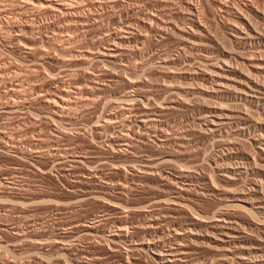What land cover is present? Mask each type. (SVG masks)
Instances as JSON below:
<instances>
[{
	"label": "rangeland",
	"instance_id": "1",
	"mask_svg": "<svg viewBox=\"0 0 264 264\" xmlns=\"http://www.w3.org/2000/svg\"><path fill=\"white\" fill-rule=\"evenodd\" d=\"M147 1L151 3L150 0H145V2L142 0L143 3L141 2V8H139L145 10L147 7L144 3ZM172 1H177L175 4L179 5L180 1ZM152 2L155 1L152 0ZM166 2L175 7L172 8L170 5L172 11H178L179 7L181 9L184 8L181 3V6H176L168 0ZM207 2V0H203L202 5L206 12H210L212 15L209 17L208 22L210 31L213 32L212 34L217 32L216 35L221 36L224 34V30L221 27V22H219V16L216 15L219 12L212 7L210 8ZM16 6L17 3L15 5L14 2L12 3L8 0L0 1V9L7 8L8 10L5 13H3L4 11L1 12L0 26L4 27L2 23L6 24V20L11 24L13 22L16 24L15 21H18L17 24L21 21L27 24L30 20L31 22L29 23L33 22L37 26L41 25L42 29H36L33 33L28 32V35L25 33L27 35H25V43L27 45L23 43L22 46V44L19 45L15 41V43H12L13 40H11L12 33L17 34L18 32L5 31L0 27V264H165L158 255H166L168 251L175 248L178 241L183 245L186 243L189 248L199 253H195L194 256L196 259L198 258L197 260L206 258L208 259L207 264H222L221 257L225 253L226 246L211 243V238H218L223 232L222 229L210 227L215 218L214 216L219 213H226L225 215L229 221L233 223L235 221L236 224H233V226L237 228L236 230L242 227L240 229L244 231L241 230L243 235H247V237L249 235L246 241L254 242L258 237L263 239L264 210L257 209V204L253 206L247 202L240 201L239 196L244 195L246 198L250 196L249 199L254 202L252 198L256 199L258 197L252 196L251 188L257 184L260 189L259 196L264 198V172H261L256 165L261 164V169L264 167V160L258 154L260 148L264 147V123L261 124V121L264 122V109L258 106L254 100L236 98L234 95L237 82L230 78H223L225 83L229 84L227 89L223 91L216 90L218 78L204 67L201 57L202 55L203 57L207 55L209 56L208 61H210L208 64L221 65L224 59L223 52L222 54L220 53L223 51L222 48L192 50L186 47L184 49L177 42V36L174 34L176 36L175 39L171 31L172 35L169 32V35H167V32L161 33L162 36H166L164 39L157 32H146V37L144 36L146 34L145 31L135 30L131 34V43L129 42L127 43L128 45L122 46L123 48L119 45L114 48L117 53L120 52L122 54L123 52L119 57L120 59H109V61H103L104 63L85 61L78 55L90 51L89 48H93V52H96L98 46L99 50H104L105 46L102 43L100 44V38H106L108 33H104V31L101 33V31L96 29L94 31H85V36L82 33L83 31L79 29H76L77 31L75 30V32L74 29L61 28V30L53 25L51 27V21L53 20L52 22L55 25H62L66 21L65 23L69 25L71 22L69 20L73 21V19H76L72 17H64L66 20L62 17L56 19L49 16L37 17L19 5ZM120 8L123 9V7ZM120 8L117 9L118 12L121 10ZM181 11L185 12V8L184 11ZM216 16L218 17L216 18ZM30 17H36V20H33L34 18L30 19ZM61 20L63 23L59 24ZM107 21L109 20L106 19L105 22L107 23ZM22 22L20 24L24 25ZM65 23L61 27L66 26L67 24ZM63 31L65 32L63 33ZM139 31L140 33L142 32V36ZM60 32L62 37H60ZM135 32L136 35H134ZM139 34L140 37L138 36ZM10 35L11 38L8 40L7 37ZM69 35L71 38H69ZM131 35L125 34L127 37ZM46 37L49 38L47 39ZM50 37L53 40L56 37L55 43L52 42ZM62 39H64L63 43ZM29 45L33 47L32 53L34 55L30 53L32 47ZM17 46H22L23 48ZM27 48H29L28 51L26 50ZM244 48L240 47L238 50L240 49L239 51L243 53L246 50L249 53L253 51V49L245 48V50ZM24 49L25 51H23ZM39 50L42 52H39ZM81 50L83 51L82 53ZM188 50H192L191 53L193 52V54L191 56ZM37 51L41 56L37 54ZM65 52L68 54H64ZM180 53H183L181 54L182 56ZM49 54L53 57L49 58ZM197 54L200 57L195 58ZM187 56H190L192 60ZM219 57L221 61H219ZM161 58L162 60H160ZM168 59L169 61H167ZM174 63L176 64L174 65ZM163 71H166L167 74ZM109 72L112 73L109 74ZM174 72L176 73L172 74ZM173 75H177L176 78ZM93 77L94 81H92ZM157 77L158 79H156ZM115 78L116 80L114 81ZM166 78L168 79L166 80ZM204 78L209 80L205 82ZM97 79L100 84L96 82ZM129 79L134 83H131ZM132 79L136 80L133 81ZM173 80L175 81L173 82ZM199 80H202V83ZM167 81L170 83L172 81L173 84L177 83V86L172 83L170 85ZM135 82H138L137 85ZM192 82L196 85L197 90L196 88L194 90L195 85ZM203 82L204 85H202ZM198 83L201 85H197ZM165 84H169L167 85L168 87ZM178 84L182 85V87L178 86ZM65 85L73 92L68 90L67 93ZM79 85L83 87L80 88ZM189 85L193 86V89L188 88L187 86ZM60 86L61 88H59ZM90 86L94 89L92 90ZM169 86L183 88L181 95L186 93V96H181V98L184 97L187 100H181L180 96L178 97L179 94ZM101 89L104 90L101 91ZM94 90H97L96 93ZM173 91L172 95L171 92ZM76 92H78L79 96ZM61 93L63 94L61 95ZM81 93H83L82 96L84 97L81 96ZM87 95L89 97L86 99ZM93 95L97 97H93ZM62 97H66V100H68V97L71 100L64 101L63 105ZM90 97L93 99L91 100ZM51 98L56 104V101H58V106L61 105L63 107H59L60 110H63V114L58 109V106H56V111H51L48 106V100H51ZM121 99H123V102L126 100L131 105L127 102L120 104L122 102ZM164 99H166L164 102L173 99L174 102L178 101L175 109L165 111L161 116L159 114L153 115L155 122H146L147 126H142V128L140 126L139 129V121L142 119L139 107H141L140 109H147L151 106L152 109L149 107L147 110H153V108L156 109L163 105L161 102ZM72 100L73 102L71 103ZM67 102L71 104L69 103L68 105ZM185 102L189 104H185ZM138 103L139 105H136ZM119 104L125 105L124 107L122 106L123 109L122 107L117 109L120 106ZM236 105L238 108L240 107L237 111L241 110L243 114L245 113L244 115L248 120V122L247 120L244 121L242 128H240L242 121L235 119L233 121L236 122L232 121L233 124L230 123L229 126H227L228 124L223 126L220 128L222 130L218 128L216 129L217 131L211 132L208 129L207 123H204L207 119L205 115L216 114L225 116L231 110L235 111L237 109ZM133 106H135L134 109ZM146 106L147 108H145ZM233 106L236 108L234 109ZM126 108H129V110L127 111ZM130 108H132V111ZM243 108L245 111H243ZM247 109L252 110L250 111L251 113H247ZM102 115H105V118ZM156 118L159 119L156 120ZM106 121L107 123L110 121V123L106 124ZM245 122L247 123L245 124ZM119 135L121 139L118 140ZM124 137H128L127 144L120 145L117 141L122 140ZM182 137L185 139L184 141ZM180 143H182L183 148L181 145L178 146ZM259 146L261 147L259 148ZM182 150L184 152L181 154ZM162 153L165 156L172 157L171 162H168V164L165 162L167 165L160 161L165 157ZM167 153L169 155H166ZM173 153L176 154L173 155ZM149 163L151 173L154 170L153 174L149 173L150 171H147V173L145 170L147 168L145 165H149ZM199 163L200 165H197ZM222 164L224 168L221 166ZM219 165L222 169H220ZM111 168L112 170H109ZM179 168L180 170L183 169V172L179 171L186 175L185 178L191 175L188 178L189 180L186 178L188 183L183 182L181 176H179L177 181L173 180L175 177L173 175H176L175 172ZM141 170L143 171L141 172L142 174H140ZM222 170H225V173ZM223 173L228 175V179L223 178ZM199 174L206 176L203 178L208 179L209 182L207 198L205 197L206 199H202V201L198 199L196 194L204 187L206 188L207 183ZM153 175L154 178H152ZM149 176L152 177L149 178ZM203 183L206 184L203 185ZM173 184L176 186L174 190L171 189ZM184 184H191L188 188L190 191H183L184 186L186 187ZM118 186H120L119 188L123 187L122 189L125 188L122 190L123 192L121 191L122 193L118 191ZM214 187L215 190H213ZM216 187L218 190H216ZM219 190L224 191L219 193ZM175 207L180 208L175 209ZM142 210L143 212H141ZM150 218H154L151 223L155 225L149 224ZM191 218L203 219L204 222L201 226L195 227L190 225ZM132 222L133 226L131 225ZM122 223L124 227H122ZM237 223L240 226L238 225L237 227ZM144 225L146 227H143ZM137 226L140 228H137ZM118 227H122V230L125 229L123 231L126 234L124 239L116 236L119 231ZM134 228L137 230H134ZM176 232L178 235H176ZM193 236L196 238H193ZM113 239L117 241L116 244L112 242ZM204 243H207V247L203 245ZM216 245L223 249L225 247L224 251L222 252ZM230 245L233 244L231 243ZM137 247L142 249L139 248L137 250ZM114 254L116 255L114 256ZM263 257L261 256L259 259L264 260ZM235 260L233 256H230L228 262L237 264Z\"/></svg>",
	"mask_w": 264,
	"mask_h": 264
},
{
	"label": "bare ground",
	"instance_id": "2",
	"mask_svg": "<svg viewBox=\"0 0 264 264\" xmlns=\"http://www.w3.org/2000/svg\"><path fill=\"white\" fill-rule=\"evenodd\" d=\"M1 1V0H0ZM3 1H5V0H3ZM8 1H10V2H14V4L16 5V3H17V6L19 5L21 8H23L24 10H27V12H30V13H33V15L34 16H49V17H52V18H59V17H62L63 19H64V17H72V18H75L76 20H74L73 19V21L72 20H69V21H71V22H73V23H69V25L67 24V23H65L66 21H64V20H66V19H64L63 21H64V23L65 24H67L66 26H64V27H61V26H63V22H62V20H61V23H59V24H62V25H55V24H53L54 22H52L51 21V27H52V25L56 28H59V29H61V28H67L68 30L69 29H74V32H75V30L76 29H79V30H82L83 32L82 33H84L85 31L87 32V31H94V30H99V31H101V33H103L102 31H104V33L106 32V33H108L107 35H108V37H107V35H106V38L104 37V39L101 37L100 39H101V42H100V44L102 43V45L103 46H105V48H104V50H99V46H98V48L97 47H95V48H97V50H96V52L94 51L93 52V48L91 49V48H89L90 49V51H87V50H89V49H87L86 51L87 52H85V53H83V54H81V55H78L79 57L81 56V59H83V60H85V61H95V63H97V62H105L106 60H108L109 61V59H114V60H116V59H118L122 54H123V52H122V54H120V52L119 53H117L115 50H114V48H116V47H118V45L120 46V47H124V45H126L127 43H129L130 41H132V33L135 31V30H143V31H145V33L146 32H157V33H160V35H161V37L163 38L164 36H162V34L161 33H163L164 34V32H169L170 33V31L171 32H173V36H177V42L180 44V45H182L183 46V48L185 49L186 47L188 48V49H199V50H206V49H210V48H215V47H220V49L222 48L223 49V51H221L220 53L222 54V52H223V62H222V64L220 65H215V63L214 64H208V62H210V61H208L209 59H208V57L209 56H204L203 57V55H202V57H201V60L203 61V65H204V67L208 70V71H210L211 73H213V74H215V76L218 78V81H217V91H223V90H225V89H227L228 87H229V84H227V83H225V81L223 80V78H226V79H228V78H230V79H232V80H235L236 82H237V88H236V91H235V95L234 96H236V98L237 97H239V98H241V99H243V98H245V99H249V100H254L256 103H257V105L258 106H260L261 108H263L264 109V0H207L208 2V6H210V8L212 7V8H214L215 10H217V12H219V14H216V15H218L219 16V22H221L220 24H222V28H223V30H224V34L223 35H221V36H217L216 34H217V32H216V34L214 33V34H212L213 32H211L210 31V27H209V17L210 16H212L211 14H210V12L208 13V12H206V10H205V8L203 7V5H202V1L201 0H198V1H194V0H178V2H179V5H180V3H181V5H182V7L184 6V8H185V12H182L181 10H183L184 11V8L183 9H181L180 7V12H179V8H178V11H172V8H175L174 6H172L171 4V7H170V5L168 4V2H166L165 0V2L163 1V0H154L155 2H152V0H150L151 1V3L150 2H146V3H144V5H146V9L145 10H143V8L142 9H140L141 7H140V5H141V2H142V0H8ZM168 1H170L171 3H177V1L176 0H174V1H176V2H173L172 0H168ZM16 2V3H15ZM144 2H145V0H144ZM205 2V1H204ZM143 3V2H142ZM206 3V2H205ZM3 5V4H2ZM10 5H11V3H10ZM176 5V4H175ZM179 5H176V6H179ZM180 5V6H181ZM5 6V5H4ZM16 6V7H17ZM143 6V5H142ZM9 7V6H8ZM13 7V6H12ZM120 7H123V9H121ZM140 7V8H139ZM144 7V6H143ZM14 8V7H13ZM118 8H120L121 10H119V12H118ZM170 8H171V10H170ZM177 9V8H176ZM10 10H12L11 8H10ZM2 11H4L3 13H5L6 11H8L7 10V8H5V9H0V14H2L1 12ZM18 11V10H17ZM214 11V10H213ZM11 12V11H10ZM215 12V11H214ZM6 15V14H5ZM215 15V14H214ZM218 16H216V18L218 17ZM11 17V16H10ZM14 17V16H13ZM12 18V17H11ZM19 18V17H18ZM17 18V19H18ZM23 18V17H22ZM34 18V19H33ZM33 18H31L30 17V19H33V20H36L35 18L36 17H33ZM1 19V18H0ZM54 19V20H55ZM106 19H108L109 21H107V23L105 22V20ZM13 20V19H12ZM16 20V19H15ZM14 20V21H15ZM22 20V19H21ZM32 20V21H33ZM43 20V19H42ZM27 21H28V19H27ZM56 21H58V20H56ZM69 21H67V22H69ZM212 21V20H211ZM8 21L6 20V24L5 23H2V24H4V27H2V25L0 26V27H2V29H4L5 31L6 30H12V31H16V32H18L17 34H13L12 33V38H11V35L10 36H8L7 37V39L9 40V38H11V40H13L12 41V43L15 41L16 43H19V45L20 44H22V46H23V43L25 44V45H27V43H25L26 42V36L29 34V33H33V32H35L34 30H36V29H42L41 28V25H39V26H37V24H35V23H29V22H31L30 20H29V22L27 23V24H24L22 21V23L24 24V25H22V24H17V22L15 21V23L16 24H14V22L11 24V23H7ZM36 23H37V21H35ZM43 22V21H42ZM60 22V21H59ZM40 23V22H39ZM44 23V22H43ZM48 23V24H49ZM56 23V22H55ZM214 23V22H213ZM47 24V25H48ZM43 25V24H42ZM45 26V25H44ZM47 27V26H46ZM45 28V27H44ZM50 28V27H49ZM1 29V28H0ZM51 29V28H50ZM54 29V28H53ZM58 29V30H59ZM212 29V28H211ZM62 30V29H61ZM61 30H59V31H61ZM11 31V32H12ZM77 31V30H76ZM142 31V32H143ZM10 32V33H11ZM29 32V33H28ZM65 31H63V33H64ZM74 32H73V34H74ZM85 32V33H86ZM141 32V33H142ZM8 33V32H7ZM25 33H27V35L25 34ZM39 33V32H38ZM61 33V32H60ZM80 33V32H79ZM85 33H84V35H85ZM95 33H97V32H95ZM139 33H140V31H139ZM140 33V34H141ZM144 33V34H145ZM169 33L167 34V35H169ZM1 34H2V32H1ZM42 34V33H41ZM59 34V33H58ZM92 34V33H91ZM125 34H127V35H131L130 37L128 36H125ZM140 34L138 35L139 37H140ZM175 34V35H174ZM219 34V33H218ZM7 35V34H6ZM9 35V34H8ZM26 35V36H25ZM30 35H33V34H30ZM29 35V36H30ZM56 35V34H55ZM60 35V34H59ZM72 37H73V35L72 34H70ZM69 35V36H70ZM134 35H136V32H135V34ZM155 35V34H154ZM170 35H172V33H170ZM45 36H48V35H45ZM57 36V35H56ZM64 36V35H63ZM71 36L69 37V38H71ZM86 36V35H85ZM104 36V35H103ZM141 36H142V34H141ZM144 36H146L147 37V33L144 35ZM149 36V35H148ZM176 36H175V39H176ZM36 37V36H35ZM60 37H62V33H61V35H60ZM95 37V36H94ZM145 37V38H146ZM166 37V36H165ZM165 37H164V39H165ZM170 37H172V36H170ZM5 38H6V36H5ZM27 38H29V37H27ZM47 38V37H46ZM49 38V37H48ZM47 38V39H48ZM51 39H52V42L53 43H55V41H56V37L54 38V40H53V38L52 37H50ZM59 38V37H58ZM74 38H75V36H74ZM144 38V39H145ZM156 38V37H155ZM33 39V38H32ZM31 39V40H32ZM41 39V38H40ZM61 39V38H60ZM100 39H98L99 41H100ZM139 39V38H138ZM160 40H161V38H159ZM7 40V41H8ZM57 40H59V39H57ZM63 40L64 39H62V43H63ZM67 40H68V37H67ZM70 41H71V39H69ZM134 40V39H133ZM142 40V39H141ZM159 40V41H160ZM4 41H5V39H4ZM33 41V40H32ZM32 41H31V43H32ZM35 41V40H34ZM46 41V40H45ZM48 41V40H47ZM61 41V40H60ZM137 41V40H136ZM14 42V43H15ZM36 42V41H35ZM40 42V41H39ZM48 42H50V41H48ZM98 42V41H97ZM143 42V41H142ZM11 43V42H10ZM29 43V42H28ZM34 43V42H33ZM45 43V42H44ZM52 43V44H53ZM67 43V42H66ZM131 43V42H130ZM138 43H139V40H138ZM144 43V42H143ZM176 43V42H175ZM30 44V43H29ZM50 44V43H49ZM24 45V46H25ZM32 45V44H31ZM31 45H29L30 47H32ZM35 45V44H34ZM37 45V44H36ZM64 45V44H63ZM95 45H96V42H95ZM128 45V44H127ZM130 45V44H129ZM132 45V44H131ZM136 45V44H135ZM22 46H17V47H22ZM28 46V47H29ZM61 46V45H60ZM134 46V45H133ZM36 47V46H35ZM86 47H88V46H86ZM122 47V48H123ZM127 47V46H126ZM125 47V48H126ZM177 47V46H176ZM179 47V46H178ZM242 48V47H245V48H250L251 50L253 49V51L251 52V53H249V52H247V50H246V52L245 53H243V52H240L239 50H238V48ZM23 48V47H22ZM46 48V47H45ZM48 48H49V46H48ZM67 48V47H66ZM65 48V49H66ZM103 48V47H102ZM181 48V47H180ZM28 49L29 48H27L26 50L28 51ZM31 49V48H30ZM44 49V48H43ZM178 49V48H177ZM184 49H182V50H184ZM215 49H217V48H215ZM32 50H33V47H32V49H31V52L30 53H32ZM59 50V49H58ZM70 50V49H69ZM95 50V49H94ZM122 50V49H121ZM139 50H140V48H139ZM179 50V49H178ZM181 50V49H180ZM187 50V49H186ZM185 50V51H186ZM191 50V51H192ZM212 50H214V49H212ZM21 51V50H20ZM23 51H25V49L23 50ZM36 51V50H35ZM34 51V52H35ZM60 51V50H59ZM64 51H66V50H64ZM74 51V50H73ZM135 51H137V50H135ZM190 50H188V52H189ZM191 51H190V54L189 53H187V54H189L190 56H191V54H193V52L191 53ZM39 52H42V51H40L39 50ZM62 52H63V50H62ZM61 52V53H62ZM67 52V51H66ZM66 52L64 53V54H66ZM83 51L81 50V53H82ZM23 53V52H22ZM70 53V52H69ZM72 53V52H71ZM197 53H199V52H197ZM219 53V54H220ZM24 54V53H23ZM33 54V53H32ZM35 54H36V52H35ZM37 54H39L38 53V51H37ZM42 54V53H41ZM44 54H45V51H44ZM47 54V53H46ZM68 54V53H67ZM66 54V55H67ZM181 54H183V53H180V55ZM25 55H27V54H25ZM34 55V54H33ZM63 55V54H62ZM70 55V54H69ZM68 55V56H69ZM72 55V54H71ZM200 55H201V53H200ZM39 56H41L40 54H39ZM44 56V55H43ZM42 56V57H43ZM60 56H61V54H60ZM76 56H77V54H76ZM75 56V57H76ZM77 56V57H78ZM129 56V55H128ZM139 56V55H138ZM176 56H178V55H176ZM182 56V55H181ZM185 56H186V54H185ZM190 56H187V57H190ZM211 56H212V54H211ZM218 56V55H217ZM28 57H31V56H28ZM46 57V56H45ZM50 57H53V56H50V54H49V58ZM59 57V56H58ZM67 57V56H66ZM72 57V56H71ZM74 57V56H73ZM78 57V58H79ZM184 57V56H183ZM197 57H200V56H198V54H197V56L195 57V58H197ZM25 58V57H24ZM32 58H34V57H32ZM55 58V57H54ZM61 58V57H60ZM60 58H59V60H60ZM167 58V57H166ZM192 58H194V57H192ZM194 58V59H195ZM212 58V57H211ZM217 58V57H216ZM220 58V57H219ZM63 59V58H62ZM120 59V58H119ZM174 59V58H173ZM178 59V58H177ZM190 59H191V57H190ZM28 60V59H27ZM40 60V59H39ZM43 60V59H42ZM64 60H65V58H64ZM63 60V61H64ZM67 60V59H66ZM160 60H162V58L160 59ZM165 60V59H164ZM174 60H176V59H174ZM192 60V59H191ZM200 60V59H199ZM214 60V59H213ZM219 60V59H218ZM68 61V60H67ZM74 61V60H73ZM111 61V60H110ZM123 61V60H122ZM167 61H169V59L167 60ZM166 61V62H167ZM170 61H171V59H170ZM219 61H221V58H220V60ZM219 61H217V62H219ZM57 62H58V60H57ZM103 62V63H104ZM159 62H161V61H159ZM164 62V61H163ZM165 62V63H166ZM69 63H71V62H69ZM110 63V62H109ZM112 63V62H111ZM162 63V62H161ZM197 63V62H196ZM42 64H44V63H42ZM52 64V63H51ZM56 64V63H55ZM76 64V63H75ZM78 64V63H77ZM80 64V63H79ZM81 64H83V63H81ZM94 64V63H93ZM126 64V63H125ZM136 64V63H135ZM143 64V63H142ZM163 64V63H162ZM161 64V65H162ZM176 63H174V65H175ZM202 64V63H201ZM218 64V63H217ZM34 65H35V63H34ZM39 65V64H38ZM71 65V64H70ZM109 65V64H108ZM138 65V64H137ZM160 65V66H161ZM63 66V65H62ZM107 66V65H106ZM99 67V66H98ZM162 67V66H161ZM167 67V66H166ZM165 67V68H166ZM168 67H169V65H168ZM89 68V67H88ZM102 68V67H101ZM112 68V67H111ZM123 68V67H122ZM158 68H160V67H158ZM85 69V68H84ZM117 69V68H116ZM160 69H162V68H160ZM167 69V68H166ZM100 70V69H99ZM106 70H107V68H106ZM155 70H158V69H155ZM163 70H164V67H163ZM168 70H169V68H168ZM167 70V71H168ZM85 71V70H84ZM104 71H105V69H104ZM115 71H117V70H115ZM137 71V70H136ZM91 72V71H90ZM99 72V71H98ZM107 72V71H106ZM122 72V71H121ZM156 72V71H155ZM164 72V71H163ZM162 72V73H163ZM93 73H95V72H93ZM108 73V72H107ZM110 73H112V72H109V74ZM118 73H120V72H118ZM164 73H166V71L164 72ZM170 73V72H169ZM168 73V74H169ZM176 72H174V73H172V74H175ZM99 74V73H98ZM101 74V73H100ZM104 74V73H103ZM102 74V75H103ZM106 74V73H105ZM113 74H114V71H113ZM158 74V73H157ZM167 74V73H166ZM57 75V74H56ZM55 75V76H56ZM107 75V74H106ZM112 75V74H111ZM123 75V74H122ZM152 75H154V74H152ZM155 75H156V73H155ZM170 75V74H169ZM96 76V75H95ZM101 76V75H100ZM104 76V75H103ZM107 76H109V75H107ZM160 76V75H159ZM164 76V75H163ZM162 76V77H163ZM175 75H173V77H174ZM177 76V75H176ZM176 76L174 77V78H176ZM86 77V76H85ZM89 77V76H88ZM123 77V76H122ZM125 77V76H124ZM172 77V78H173ZM109 78V77H108ZM113 78V77H112ZM121 78V77H120ZM126 78V77H125ZM152 78V77H151ZM155 78V77H154ZM153 78V79H154ZM160 78V77H159ZM165 78V77H164ZM171 78V77H170ZM200 78V77H199ZM86 79V78H85ZM96 79V78H95ZM106 79H107V77H106ZM156 79H158V77L156 78ZM168 78H166V80H167ZM195 79V78H194ZM205 79V82L206 81H208L209 79H206V78H204ZM51 80H53V79H51ZM102 80V79H101ZM104 80V79H103ZM108 80V79H107ZM106 80V81H107ZM110 80H112V79H110ZM116 80V78L114 79V81ZM133 81L134 80H136V79H132ZM139 80V79H138ZM165 80V79H164ZM176 80V79H175ZM175 80H173V82L175 81ZM187 80V79H186ZM55 81V80H54ZM57 81V80H56ZM62 81V80H61ZM88 81H90V80H88ZM92 81H94V77H93V79H92ZM91 81V82H92ZM105 81V82H106ZM113 81V82H114ZM129 81H131V79H129ZM200 81V80H199ZM202 81V80H201ZM200 81V82H201ZM96 82H98V84H100L99 82V80L97 79V81ZM95 82V83H96ZM111 82V81H110ZM138 82H142V81H138ZM137 82V83H138ZM145 82V81H144ZM143 82V83H144ZM159 82V81H158ZM168 82V81H167ZM173 82L171 81V83L173 84ZM193 82H196V81H193ZM193 82H192V84H193ZM198 82V81H197ZM55 83V82H54ZM65 83V82H64ZM102 83V82H101ZM108 83V82H107ZM131 83H134V82H132L131 81ZM130 83V85H132ZM137 83L135 82V84L137 85ZM142 83V84H143ZM157 83V82H156ZM168 83H170V82H168ZM171 83H170V85H171ZM202 83V82H201ZM77 84V83H76ZM87 84V83H86ZM85 84V85H86ZM97 84V83H96ZM114 84V83H113ZM186 84V83H185ZM191 84V85H192ZM59 85V84H58ZM85 85H84V87H85ZM90 85V84H89ZM111 85V84H110ZM134 85V84H133ZM166 85V84H165ZM164 85V86H165ZM167 85H169V84H167ZM166 85V86H167ZM174 86L176 85L177 86V83L175 84H173ZM187 85V84H186ZM186 85H184V86H186ZM193 85H195V84H193ZM197 85H201V84H197ZM202 85H204V82H203V84ZM88 86V85H87ZM86 86V87H87ZM94 86V85H93ZM103 86H104V83H103ZM106 86V85H105ZM174 86L173 87H171V86H169V87H171V88H173L172 90H174L177 94H179L178 95V97L179 98H181V96H184V95H181V93L183 92V88L181 89L180 87H182V85L180 86L179 84H178V86H180V87H178V88H174ZM190 86V85H189ZM189 86H187L188 88H191V89H193L191 86L189 87ZM198 86V87H199ZM65 87L67 88V86L65 85ZM76 87H77V85H76ZM79 87H80V85H79ZM83 87V86H82ZM82 87H80V88H82ZM91 87V86H90ZM89 87V88H90ZM100 87V86H99ZM111 87V86H110ZM134 87V86H133ZM168 87V86H167ZM59 88H61V86L59 87ZM58 88V89H59ZM69 88V87H68ZM65 89V90H67V93H68V90L69 89ZM92 88V87H91ZM113 88V87H112ZM130 88V87H129ZM136 88V87H135ZM139 88H140V86H139ZM143 88H144V86H143ZM161 88V87H160ZM165 88V87H164ZM180 88V89H179ZM195 88H196V85H195V87H194V90H195ZM84 89V88H83ZM88 89V88H87ZM94 88H92V90H93ZM100 89V88H99ZM138 89V88H137ZM141 89V88H140ZM166 89H168V88H166ZM199 89V88H198ZM81 90V89H80ZM90 90V89H89ZM89 90H87V91H89ZM91 90V91H92ZM97 90H98V88H97ZM96 90V91H97ZM102 90H104V89H101V91ZM185 90V89H184ZM190 90V89H189ZM196 90H197V88H196ZM59 91H61L60 89H59ZM58 91V92H59ZM69 91H72V90H69ZM86 91V90H85ZM96 91L94 90V92L96 93ZM142 91V90H141ZM147 91V90H146ZM167 91V90H166ZM174 91L173 92H171V94L172 93H174ZM62 92V91H61ZM73 92V91H72ZM81 92H82V90H81ZM142 92H144V91H142ZM188 92V91H187ZM65 93V92H64ZM77 93V95H78V92H76ZM83 93H85V92H83ZM83 93H81V96H82V94ZM93 93V92H92ZM99 93V92H98ZM101 93V92H100ZM129 93V92H128ZM140 93V92H139ZM151 93V92H150ZM166 93V92H165ZM168 93H169V91H168ZM63 93H61V95H62ZM71 94V93H70ZM74 94V93H73ZM79 94H80V92H79ZM86 94V93H85ZM127 94V93H126ZM138 94V93H137ZM191 94V93H190ZM60 95V96H61ZM67 95V94H66ZM77 95H75V96H77ZM173 95V94H172ZM175 95V94H174ZM193 95H194V93H193ZM21 96V95H20ZM79 96V95H78ZM94 96H96V95H93V97ZM126 96V95H125ZM138 96V95H137ZM168 96V95H167ZM186 96V95H185ZM82 97H84V96H82ZM89 97V95H87L86 96V99ZM97 97V96H96ZM128 97V96H127ZM146 97V96H145ZM172 97V96H171ZM175 97V96H174ZM61 98V97H60ZM63 98V105H64V101H70L71 100V98L69 99L68 97H67V99L68 100H66L64 97H62ZM80 98V97H79ZM125 98V97H124ZM123 98V99H124ZM167 98H170V97H167ZM238 98V99H239ZM50 99V98H49ZM73 99V98H72ZM82 99V98H81ZM85 99V98H84ZM85 99V100H86ZM90 99H91V97H90ZM93 99V98H92ZM91 99V100H92ZM123 99H121L122 100V102H120V104L121 103H123L124 104V102H127L126 100H127V98H126V100H124V102H123ZM130 99V98H129ZM128 99V100H129ZM146 99V98H145ZM153 99V98H152ZM160 99V98H159ZM171 99V98H170ZM175 99V98H174ZM173 99V100H174ZM182 99H184V97L183 98H181V100ZM209 99V98H208ZM48 100V99H47ZM51 100H52V98H51ZM48 100V106L51 108V111L53 110V112L54 111H56V106H58L57 104H58V101H56L57 102V104L54 102V100ZM118 100V99H117ZM132 100V99H131ZM155 100V99H154ZM166 99H164L163 100V102H161V104L163 103V105H161L160 103H158L159 105H161V106H159V107H157L156 109H154L153 108V110H147L149 107L151 108V106H149L148 108H147V106L145 107V108H147V109H140L141 107H139V110H140V112H141V115L142 116H140V117H142V119H141V121H139L140 122V125H139V129H140V126H141V128H142V126H147L145 123L146 122H152V121H154L155 122V120L153 119V115H157V114H159L160 116H161V114L163 113V112H165V111H170V110H172V109H175V106L177 105L176 103H178V101H176V100H179V99H177L176 98V102H174L173 100H171V101H167V102H164ZM184 100H187L186 98L184 99ZM183 100V101H184ZM207 100V99H206ZM143 101V100H142ZM146 101V100H145ZM190 101H193V100H190ZM211 101V100H210ZM46 103H47V101H45ZM50 102H52V103H50ZM73 102V100L71 101V103ZM94 102V101H93ZM97 102V101H96ZM111 102V101H110ZM130 102H132V101H130ZM179 102H180V100H179ZM205 102V101H204ZM207 102V101H206ZM68 103V102H67ZM70 103V102H69ZM69 103H68V105H69ZM70 103V104H71ZM114 103H117V102H114ZM119 103V102H118ZM128 104H130L129 102H127ZM182 103V102H181ZM188 103V102H187ZM186 102H185V104H187ZM251 103H253V102H251ZM250 103V104H251ZM112 104V103H111ZM110 104V105H111ZM119 104V105H120ZM148 104V103H147ZM152 104V103H151ZM180 104V103H179ZM183 104V103H182ZM181 104V105H182ZM189 104V103H188ZM238 104V103H237ZM241 104V103H240ZM60 105V104H59ZM100 105H101V103H100ZM100 105H99V107H100ZM109 105V106H110ZM116 105V104H115ZM131 105V104H130ZM136 105H139V103L138 104H136ZM135 105V106H136ZM142 105V104H141ZM148 105H150V104H148ZM154 105V104H153ZM157 105V104H156ZM61 106V105H60ZM60 106H58V109H59V107ZM66 106V105H65ZM123 105H120L118 108L115 106V108H117V109H119L120 107H122ZM125 106V105H124ZM123 106V107H124ZM135 106H133V109H134V107ZM155 106V105H154ZM154 106H152V107H154ZM195 106V105H194ZM237 106V105H236ZM249 106V105H248ZM14 107V106H13ZM47 107V106H46ZM62 107V106H61ZM123 107H122V109H123ZM137 107V106H136ZM256 107V106H255ZM63 108V107H62ZM65 108V107H64ZM109 108V107H108ZM178 108V107H177ZM232 108V107H231ZM233 108H234V106H233ZM236 108V107H235ZM234 108V109H235ZM240 108V107H239ZM238 106H237V109L234 111H232L231 110V112L229 113V114H227V115H225V116H223V115H216V114H214V115H205V117L207 118L206 119V122H204V123H207V127H208V129L209 130H211V132H213V131H215L216 129H220V128H222L223 126H225V125H227V126H229V124L230 123H232V121L233 120H235V119H238L240 122L242 121V123H241V127L240 128H242L243 127V124H244V121H246L247 119H246V117H245V113L243 114L242 113V111L240 110V111H237L238 109ZM242 108V107H241ZM67 109H68V106H67ZM125 109V108H124ZM131 109V111H132V108H130ZM152 109V108H151ZM246 109V108H245ZM249 109V108H248ZM247 109V110H248ZM257 109V108H256ZM48 110H49V108H48ZM60 110V109H59ZM59 110H58V112H59ZM64 110H66V109H64ZM91 110V109H90ZM126 110L128 111L129 110V108L127 109L126 108ZM136 110V109H135ZM138 110V109H137ZM178 110H180V109H178ZM255 110V109H254ZM253 110V111H254ZM60 111H62V114H63V110H60ZM68 111V110H67ZM120 111V110H119ZM175 111V110H174ZM243 111H245L244 110V108H243ZM249 111V112H248ZM247 111V113H251L250 111H252V110H248ZM16 112V111H15ZM52 113V112H51ZM56 113V112H55ZM65 113V112H64ZM125 113V112H124ZM136 113V112H135ZM260 113V112H259ZM61 113H59V115H60ZM110 114V113H109ZM108 114V115H109ZM140 114V113H139ZM168 114V113H167ZM256 114V113H255ZM113 115V114H112ZM122 115V114H121ZM164 115V114H163ZM251 115V114H250ZM264 115V114H263ZM57 116H58V114H57ZM60 116H62V115H60ZM59 116V117H60ZM103 116V115H102ZM110 116V115H109ZM138 116V115H137ZM136 116V117H137ZM249 116V115H248ZM248 116H247V118H248ZM253 116V115H252ZM56 117V116H55ZM104 118H105V115L103 116ZM123 117V116H122ZM135 117V118H136ZM251 117V116H250ZM249 117V118H250ZM113 118H114V116H113ZM112 118V119H113ZM257 118V117H256ZM62 119V118H61ZM69 119V118H68ZM109 119V118H108ZM111 119V118H110ZM138 119V118H137ZM157 119H159V118H156V120ZM255 119V118H254ZM253 119V120H254ZM105 120V119H104ZM107 120V119H106ZM121 120H123V119H121ZM252 120V119H251ZM261 120H263V119H261ZM159 121V120H158ZM157 121V122H158ZM255 121V120H254ZM259 120H257V122H258ZM105 122V121H104ZM137 122V121H136ZM162 122V121H161ZM178 122V121H177ZM176 122V123H177ZM233 122H236V121H233ZM239 122V123H240ZM247 122H248V120H247ZM247 122H245V124L247 123ZM253 122V121H252ZM256 122V121H255ZM254 122V123H255ZM110 123V121L107 123V121H106V124H109ZM113 123V122H112ZM115 123V122H114ZM175 123V124H176ZM203 123V124H204ZM253 123V124H254ZM259 123H260V121H259ZM264 122H262L261 121V124H263ZM154 124V123H153ZM161 124V123H160ZM233 124V123H232ZM135 125V124H134ZM136 125H138V124H136ZM150 125V124H149ZM177 125H178V123H177ZM180 125V124H179ZM239 125V124H238ZM237 125V126H238ZM255 125V124H254ZM97 126H100V125H97ZM108 126V125H107ZM150 126H152V125H150ZM173 126V125H172ZM175 126V125H174ZM226 126V127H227ZM96 127V126H95ZM120 127V126H119ZM126 127V126H125ZM135 127V126H134ZM162 127V126H161ZM246 127V126H245ZM262 127V126H261ZM99 128V127H98ZM98 128H97V130H98ZM115 128V127H114ZM136 128V127H135ZM144 128V127H143ZM146 128V127H145ZM154 128V127H153ZM176 128V127H175ZM247 128H249V127H247ZM155 129H157V128H155ZM179 129V128H178ZM256 129V128H255ZM124 130V129H123ZM205 130V129H204ZM220 130H222V129H220ZM257 130V129H256ZM155 131V130H154ZM217 131V130H216ZM250 131V130H249ZM149 132V131H148ZM151 132V131H150ZM173 132V131H172ZM172 132H171V135H172ZM246 132V131H245ZM99 133H101V132H99ZM160 133V132H159ZM210 133V132H209ZM98 134V133H97ZM119 134V133H118ZM182 134V133H181ZM100 135V134H99ZM191 135V134H190ZM116 136V135H115ZM149 136V135H148ZM151 136V135H150ZM156 136V135H155ZM208 136V135H207ZM119 137V138H118ZM117 138H118V140L119 139H121V137H120V135L118 136ZM172 137V136H171ZM184 137H186V136H184ZM223 137V136H222ZM128 137H124V138H122V140H120V141H117L120 145L121 144H125L126 142H127V139ZM152 138V137H151ZM179 138H181V137H179ZM176 139V138H175ZM182 139H183V137H182ZM190 139V138H189ZM194 139V138H193ZM223 139V138H222ZM159 140H162V139H159ZM179 140H181V139H179ZM185 139H183V141H184ZM192 140V139H191ZM226 140V139H225ZM164 141V140H163ZM170 141V140H169ZM182 141V140H181ZM219 141V140H218ZM217 141V142H218ZM243 141V140H242ZM161 142V141H160ZM236 142V141H235ZM162 143V142H161ZM179 143V142H178ZM216 143V142H215ZM263 143V142H262ZM112 145H113V143H111ZM110 144V145H111ZM127 144V143H126ZM146 144V143H145ZM151 144V143H150ZM163 144V143H162ZM182 143H180V144H178V146L179 145H181ZM226 144V143H225ZM224 144V145H225ZM238 144H240V143H238ZM115 145H117V144H115ZM155 145H156V142H155ZM161 145V144H160ZM190 145H192V144H190ZM227 145V144H226ZM260 145V144H259ZM263 145H264V143H263ZM114 146V145H113ZM154 146V145H153ZM163 146V145H162ZM109 147V146H108ZM112 147V146H111ZM152 147V146H151ZM181 147L183 148V145H181ZM261 146H259V148H260ZM116 148V147H115ZM169 148H170V146H169ZM187 148V147H186ZM228 148V147H227ZM171 149V148H170ZM225 149V148H224ZM179 150V149H178ZM235 150V149H234ZM242 150V149H241ZM177 151V150H176ZM230 151V150H229ZM243 151V150H242ZM184 151L182 150V152H180L181 154L183 153ZM259 152V153H258ZM257 153L258 154H260V156L263 158L262 160H264V147H262V148H260V151H258ZM170 153V152H169ZM238 153V152H237ZM247 153V152H246ZM163 154V153H162ZM176 154V153H175ZM174 153H173V155H175ZM189 154H191V153H189ZM234 154V153H233ZM257 154V155H258ZM164 155V154H163ZM166 155H169L168 153L166 154ZM172 155V156H173ZM197 155V154H196ZM250 155V154H249ZM165 156V155H164ZM244 156V155H243ZM251 156V155H250ZM159 157V156H158ZM163 157V156H162ZM178 157L180 158V156L178 155ZM161 158V157H160ZM247 159H248V157H246ZM254 158V157H253ZM172 159V157L171 156H165V157H163L160 161H162L163 163H165V162H167V164H168V162H171L170 160ZM255 159H257V158H255ZM261 159V158H260ZM131 160V159H130ZM145 160V159H144ZM249 160V159H248ZM151 161H153V159H151ZM141 163H142V161H140ZM149 162V161H148ZM156 162V161H155ZM144 163V162H143ZM151 163V162H150ZM150 163H149V165H145L147 168L145 169L146 170V172L147 171H150V169L151 168H149V166H150ZM154 163V162H153ZM152 163V164H153ZM157 163H158V160H157ZM161 163V162H160ZM160 163H159V165H160ZM250 163V162H249ZM256 163V162H255ZM94 164V163H93ZM103 164V163H102ZM107 164V163H106ZM145 164V163H144ZM162 164V163H161ZM166 164V163H165ZM166 164V165H167ZM240 164V163H239ZM197 165H200V163L199 164H197ZM226 165V164H225ZM257 166H258V169L260 168V170H261V172H264V167H262V169H261V167H260V165H258V164H256ZM111 166V165H110ZM109 166V167H110ZM113 166V165H112ZM170 166H172V165H170ZM196 166V165H195ZM220 166V165H219ZM219 166H218V169H219ZM222 167H223V164L221 165ZM221 166H220V169H222L221 168ZM227 166V165H226ZM239 166V165H238ZM247 166V165H246ZM256 166V167H257ZM264 166V165H263ZM115 167V166H114ZM143 167V166H142ZM141 167V168H142ZM151 167V166H150ZM174 167V166H173ZM193 167V166H192ZM205 167V166H204ZM172 168V167H171ZM182 168V167H181ZM224 168V167H223ZM226 168H229V167H226ZM244 168V167H243ZM89 169V168H88ZM94 169V168H93ZM106 169H107V167H106ZM115 169V168H114ZM153 169V168H152ZM158 169V168H157ZM165 169V168H164ZM173 169V168H172ZM190 169V168H189ZM205 169V168H204ZM233 169V168H232ZM235 169V168H234ZM236 169H237V167H236ZM256 169V168H255ZM92 170V169H91ZM109 170H112V168L111 169H109ZM145 170H144V172H145ZM173 170H175V169H173ZM176 170H177V167H176ZM180 168L178 169V171L177 172H175V174L176 175H173V176H175L174 177V181H177L178 179H179V176H181L182 177V179H183V182H187L186 181V178L188 179L189 177H191V175H189V176H187L186 178H185V176L186 175H184L183 173H181L180 171H182L183 172V169H181L180 171ZM185 170V169H184ZM187 170V169H186ZM227 170V169H226ZM154 171V170H153ZM153 171H152V173H151V171L149 172V173H151V174H153ZM203 171V170H202ZM258 171V170H257ZM141 172H143L142 170L140 171V174H142ZM194 172V171H193ZM222 172H224L225 173V170H222ZM235 172H236V170H235ZM234 172V173H235ZM148 173V172H147ZM223 173V178L224 179H228V175H226V174H224ZM227 173V172H226ZM233 173V172H232ZM145 174V173H144ZM150 174V175H151ZM174 174V173H173ZM186 174H187V172H186ZM190 174V173H189ZM193 174V173H192ZM207 174V173H206ZM249 174V173H248ZM138 175V174H137ZM149 175V174H148ZM172 175V174H171ZM200 175V174H199ZM138 176H140V175H138ZM201 176V175H200ZM208 176V175H207ZM236 176V175H235ZM137 177V176H136ZM152 177V176H151ZM150 176H149V178H151ZM202 178L203 177H206V176H201ZM213 177V176H212ZM233 177V176H232ZM140 178V177H139ZM145 178V177H144ZM149 178H147V179H149ZM152 178H154V175H153V177ZM192 178H193V175H192ZM207 178H209V177H207ZM214 178V177H213ZM231 178V177H230ZM262 178V177H261ZM142 179V178H141ZM199 179V178H198ZM204 180H205V182L207 183V185H206V188L204 187L202 190H200V192H198L197 190V197H198V199L200 200V201H202V199H206L207 198V189L209 188L208 187V179H205V178H203ZM212 179V178H211ZM232 179V178H231ZM230 179V180H231ZM143 180V179H142ZM152 180V179H151ZM189 180V179H188ZM215 180V179H214ZM243 180V179H242ZM264 181V180H263ZM210 182H213V181H210ZM249 182V181H248ZM257 182V181H256ZM142 183V182H141ZM188 183V182H187ZM206 183H203V185H205ZM255 183V182H254ZM259 184V183H258ZM261 184H263L262 182H261ZM175 184H173V187L171 188V189H176V186H174ZM184 185H186V187L184 186V192H187V191H190L188 188H189V186L191 185V184H184ZM253 185V184H252ZM122 186H124V185H122ZM137 186V185H136ZM263 186V185H262ZM105 187V186H104ZM120 186H118V188H119ZM264 187V186H263ZM106 188H107V186H106ZM115 188H117V187H115ZM123 187H121V188H119L118 189V191H120V193H122L123 191L122 190H124V189H122ZM190 188H192V187H190ZM201 188V187H200ZM217 188V187H216ZM198 189V188H197ZM220 189H222V188H220ZM144 190V189H143ZM194 190V189H193ZM212 190V189H211ZM213 190H215V187L213 188ZM216 190H218V188L216 189ZM225 190V189H224ZM224 190H219V193L222 191H224ZM122 191V192H121ZM182 191V192H183ZM259 191H260V189H259V185H254L253 186V188H251V194H252V196L254 195V197H258V198H256V199H254V198H252L253 199V201L254 202H252L251 201V199H249L250 198V196H249V198H246V196H239V200L240 201H244V202H247L248 204H250V205H256L257 204V209H263L264 210V198H260V194H259ZM140 192V191H139ZM144 192V191H143ZM183 192V193H184ZM218 192V191H217ZM225 192H226V190H225ZM247 192V191H246ZM119 193V194H120ZM188 193H190V192H188ZM210 193V192H209ZM249 193V192H248ZM247 193V194H248ZM118 194V193H117ZM193 194V193H192ZM212 194V193H211ZM121 195V194H120ZM219 195V194H218ZM261 195H262V193H261ZM206 197V198H205ZM264 197V196H263ZM216 198V197H215ZM150 199V198H149ZM221 201H223V200H221ZM203 204V203H202ZM151 205V204H150ZM154 205V204H153ZM152 205V206H153ZM154 206H156V205H154ZM149 207H151V206H149ZM255 207V208H256ZM153 208V207H152ZM169 208V207H168ZM167 208V209H168ZM171 208H172V206H171ZM180 208V207H179ZM178 207H175V209H179ZM146 209H148V208H146ZM154 209H155V207H154ZM154 209H153V211H154ZM166 209V210H167ZM170 209V208H169ZM157 210V209H156ZM145 211V210H144ZM150 211H152V210H150ZM141 212H143V210L141 211ZM157 212V211H156ZM140 213V212H139ZM202 213H205V212H202ZM136 214V213H135ZM143 214V213H142ZM151 214H152V212H151ZM156 214V213H155ZM164 214H166V213H164ZM226 213H219L218 215L217 214H215V215H217V216H214L215 218L213 219V223H211L210 224V227L212 226V228H214V229H222V234H220L219 236H218V238H211V243H214V244H221V245H223V246H226V249H225V247H224V249H225V253L222 255L223 257H221V258H219V259H221L222 261H223V263L222 264H230L229 262H228V260H230V256H233L236 260V262H237V264H264V260L263 259H259V257H263V255H264V237H263V239H259V237H258V239H255V241L254 242H248V241H246V239H248V237H249V235H248V237H247V235L245 236V235H243V230L242 229H240V228H242V227H240L238 230H236L237 228L235 227V226H233V224H236L235 223V221H234V223L233 222H231V221H229L228 220V218L226 217V215H225ZM153 216H154V214H152ZM257 215V214H256ZM148 216V215H147ZM165 216V215H164ZM155 217V216H154ZM163 217V216H162ZM171 217V216H170ZM144 218H146V217H144ZM149 218V217H148ZM201 218H205V217H201ZM230 218V217H229ZM263 218V217H262ZM143 219V218H142ZM151 219V220H150ZM149 219V224H152V225H155L154 223H151L152 221H153V219L152 218H150ZM148 220V219H147ZM146 221V220H145ZM144 221V222H145ZM134 222V221H133ZM133 222L131 223V225L133 226ZM143 222V221H142ZM170 222V221H169ZM203 219H198V218H191V220H190V225H192V226H195V227H199V226H201L202 224H203ZM168 223V222H167ZM144 224V223H143ZM142 224V225H143ZM146 224V223H145ZM122 225H123V223H122ZM126 225H127V223H126ZM125 225V226H126ZM148 225V224H147ZM238 223H237V227H238ZM260 225V224H259ZM128 226V225H127ZM126 226V227H127ZM131 226V227H132ZM140 226V225H139ZM139 226H137V228L139 227ZM240 226V225H239ZM262 226H263V224H262ZM122 227H124V225L122 226ZM122 227H118L119 228V231H118V234L116 235V236H118L119 238H123L124 239V235H126V234H124V230H122ZM143 227H146L145 225L143 226ZM142 227V229H144ZM207 227H208V225H207ZM235 227V228H234ZM245 227H246V225H245ZM118 228H117V230H118ZM140 228V227H139ZM255 229V228H254ZM261 229V228H260ZM134 230H137V229H135L134 228ZM146 230V229H145ZM241 230L243 231V232H241ZM253 230V229H252ZM141 231H143V230H141ZM142 233V232H141ZM252 233V232H251ZM256 233V232H255ZM248 234H250V233H248ZM128 235V234H127ZM175 235V234H174ZM176 235H178L177 234V232H176ZM115 236V235H114ZM221 236V237H220ZM254 237H255V235H254ZM129 238V237H128ZM177 238V237H176ZM193 238H196L195 236H193ZM220 238V239H219ZM252 238V237H251ZM260 238H262V237H260ZM115 239H113V243L114 244H116L117 243V241L115 240ZM250 240V239H249ZM251 240H253V239H251ZM119 241V240H118ZM122 241V240H121ZM120 241V242H121ZM124 241V240H123ZM128 241H129V239H128ZM127 241V242H128ZM194 241V240H193ZM187 242V241H186ZM124 243H126V241H124ZM233 244V245H230V244ZM141 245V244H140ZM200 245H202V244H200ZM204 246H206L207 247V243H204L203 244ZM216 246H218V245H216ZM215 246V247H216ZM228 246V247H227ZM214 247V246H213ZM140 248V247H139ZM138 247H137V250L139 249ZM218 248H219V246H218ZM217 248V249H218ZM140 249H142V248H140ZM219 249H221L222 250V252L224 251V249L223 248H219ZM214 250H215V248H214ZM212 251H213V249H212ZM216 251H219V250H216ZM195 253L196 254H199V253H197L194 249H192V248H189V246L188 245H186V243L183 245L180 241H178V243L175 245V248H172L170 251H168L167 252V254L166 255H158V257L160 258V260H162V261H164V263L165 264H207V260L208 259H203V260H201V258H200V260H197L194 256H195ZM119 254H122V253H119ZM215 254V253H214ZM217 254V253H216ZM220 254V253H219ZM116 254H114V256H115ZM195 259H194V258ZM213 257V256H212ZM215 257V256H214ZM264 258V257H263ZM184 259H186L185 260V262H183L184 261ZM196 261V262H195ZM213 261V260H212ZM234 261V260H233ZM214 262V261H213ZM214 264V263H213Z\"/></svg>",
	"mask_w": 264,
	"mask_h": 264
}]
</instances>
